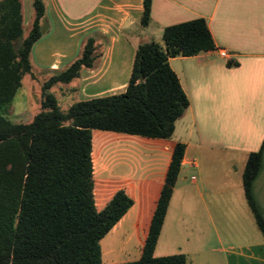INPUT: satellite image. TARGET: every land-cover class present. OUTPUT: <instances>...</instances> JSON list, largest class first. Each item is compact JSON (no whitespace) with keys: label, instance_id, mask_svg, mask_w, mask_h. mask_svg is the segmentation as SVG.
Instances as JSON below:
<instances>
[{"label":"crops","instance_id":"crops-1","mask_svg":"<svg viewBox=\"0 0 264 264\" xmlns=\"http://www.w3.org/2000/svg\"><path fill=\"white\" fill-rule=\"evenodd\" d=\"M46 3L48 31L31 49L34 72L66 67L91 32L107 38L96 67L71 83L77 88L67 92L71 103L123 92L136 46L150 40L163 44L166 26L201 17L215 44L213 50L168 60L189 100L169 139L92 131L97 209L120 189L132 199L100 240L102 262L140 257L173 147L180 142L184 154L154 256L183 254L186 264H264V240L242 186L247 155L264 139V0H151L147 26L140 24L143 0ZM22 11L26 24L32 0H22ZM26 96L20 87L12 116L26 111ZM258 189L255 179L260 208Z\"/></svg>","mask_w":264,"mask_h":264},{"label":"trees","instance_id":"trees-1","mask_svg":"<svg viewBox=\"0 0 264 264\" xmlns=\"http://www.w3.org/2000/svg\"><path fill=\"white\" fill-rule=\"evenodd\" d=\"M46 11V0H32L25 25L22 0H0V264H104L100 240L132 199L120 189L97 209L92 131L169 139L189 100L168 60L213 50L215 44L201 17L166 26L163 44L150 40L136 46L123 92L75 100L62 110L52 88L64 85L75 92L71 83L102 56L107 38L91 32L66 67L43 70L40 110L30 122L15 123L9 115L23 78L38 80L31 49L48 31ZM150 11L151 0H143L142 26L149 24ZM184 149L180 142L173 147L140 257L114 264H186L183 254H153ZM263 154L264 139L247 155L242 186L264 240V216L253 194Z\"/></svg>","mask_w":264,"mask_h":264},{"label":"rangeland","instance_id":"rangeland-1","mask_svg":"<svg viewBox=\"0 0 264 264\" xmlns=\"http://www.w3.org/2000/svg\"><path fill=\"white\" fill-rule=\"evenodd\" d=\"M27 24V23H26ZM25 24V25H26ZM35 74L38 78V80H32L28 75H26L23 80H22V86L25 91H26V111L22 112L19 117H14L12 116V112H13V105H12V109L9 115V118L15 122H22V123H27L30 122L33 117L35 116V114H37V112L40 110L39 107V100H40V82L41 79H43L46 74H43L41 72H37L35 71ZM66 86L64 85H58V86H54L52 88V92L55 93L58 102H59V106L62 110H66L69 105L71 104V95H67L68 89L65 88ZM199 164H200V168L203 170L204 168V158L202 157L199 160ZM235 167H233L234 169ZM194 174L197 178H200L201 176H199L197 174V172L194 171ZM256 186L259 188L256 191V197L258 200V204L260 206V211L262 213V215L264 216V154H263V158H262V165H261V169L259 171V174L256 178ZM204 191V189H200V192L202 193ZM203 194V193H202ZM195 203H196V198H194ZM200 218V217H199ZM188 220V218H186V221Z\"/></svg>","mask_w":264,"mask_h":264},{"label":"built area","instance_id":"built-area-1","mask_svg":"<svg viewBox=\"0 0 264 264\" xmlns=\"http://www.w3.org/2000/svg\"><path fill=\"white\" fill-rule=\"evenodd\" d=\"M217 53L220 57L227 59L228 57V53L224 50V49H218Z\"/></svg>","mask_w":264,"mask_h":264}]
</instances>
